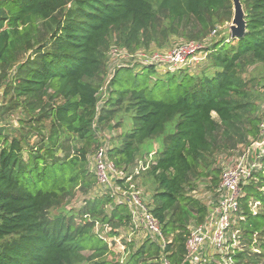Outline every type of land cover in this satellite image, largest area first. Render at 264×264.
I'll list each match as a JSON object with an SVG mask.
<instances>
[{"label": "trees", "instance_id": "16d2710c", "mask_svg": "<svg viewBox=\"0 0 264 264\" xmlns=\"http://www.w3.org/2000/svg\"><path fill=\"white\" fill-rule=\"evenodd\" d=\"M241 3L244 36L211 39L231 22L232 0H0V92L14 101L0 104V264H160V247L147 237L124 261L106 258L110 248L95 222L108 225L106 237L114 238L130 214L110 194L91 196L90 157L104 139L123 172L153 152H143L145 142L159 144L139 178L153 185L151 212L170 238L167 257L184 259L190 226L207 213L185 193L193 190L196 168L257 139L262 122L244 74L264 66V0ZM173 38L204 43L200 74L183 71L149 84L155 66L137 64L109 75L112 46L134 52ZM12 106L26 126L3 122ZM123 118L128 127L102 136ZM259 165L264 170V157ZM256 176L261 182L251 178L240 198L235 264H264V172ZM77 194L82 204L67 210ZM258 200L262 211L253 213Z\"/></svg>", "mask_w": 264, "mask_h": 264}, {"label": "built area", "instance_id": "2783aa9c", "mask_svg": "<svg viewBox=\"0 0 264 264\" xmlns=\"http://www.w3.org/2000/svg\"><path fill=\"white\" fill-rule=\"evenodd\" d=\"M203 42H184L173 51L168 61L174 64L184 65L189 59L202 60L206 58L204 52L196 57L194 52H203ZM157 53V54H156ZM201 54V53H200ZM139 64H152L154 61H164V57L155 51L147 57L141 53ZM109 143L104 139L90 157L92 170L96 178L95 195L110 194L118 202L126 204L130 223L124 229L128 236H135L139 229L144 235L160 247L158 261L160 264H233L234 249L239 246L242 233L239 220L241 216L240 198L243 195V186L252 178V172L256 170L259 161L264 157V120L259 127L257 139L252 140L247 150L243 152L238 161L223 170L216 187L215 200L207 204V213L200 223L192 224L186 237V253L181 262H173L167 257L165 248L170 242L163 234L161 224L151 212L150 204L144 200L143 191L139 188L137 178L141 172L148 168L152 162L151 152L147 157L137 159L133 168L127 172L117 169L108 155ZM121 180L122 184H118ZM247 182V183H248ZM100 193V194H97ZM257 202H252L256 206ZM103 227L109 231L108 225L95 222L94 231L98 234V228ZM101 238L107 241L105 235ZM217 257H211L212 255ZM220 258V260L218 259Z\"/></svg>", "mask_w": 264, "mask_h": 264}, {"label": "rangeland", "instance_id": "374dc122", "mask_svg": "<svg viewBox=\"0 0 264 264\" xmlns=\"http://www.w3.org/2000/svg\"><path fill=\"white\" fill-rule=\"evenodd\" d=\"M229 24H224L218 28L217 31L211 33V39L217 38L219 39L222 35L229 33ZM182 39H171L170 42L167 43V45L156 48L153 45L149 48H139L136 49L134 52H128L125 49H122L118 46H112L110 48L109 58H108V73L109 75H112L114 69L118 66H126L129 65L131 67L136 66L140 62V54L143 53L147 57L152 55L153 53L158 52L161 56H163L165 59L164 61H154L152 64L156 68V75H152L149 79H146L149 84H151L154 80V78H163L165 76H168V74H179L183 71H187L189 73L193 74H200L201 70L206 65V59L198 60V59H192L190 58L188 63L184 65L174 64L168 61V58L172 55L171 53L175 51L180 44L183 43L181 41ZM210 42V41H209ZM202 44V43H201ZM204 45V43L202 44ZM201 53V54H200ZM203 52L195 51L194 54L196 57L201 56ZM157 54V53H156ZM144 64V63H142ZM145 65V64H144ZM138 69V68H137ZM244 77L248 80L249 88L247 92L252 95L253 98H255V102L257 104V115L261 119V121L264 120V66L261 64L250 66L247 71L244 74ZM11 94H7L6 96L0 92V104H7L11 107L13 104V100L10 97ZM103 100V99H101ZM9 103V104H8ZM101 103V102H100ZM7 118L3 121L8 126L13 127H21L26 126V123L21 124L19 122V118H23L22 113L20 112L19 107H13L11 111L8 112ZM213 117H216V115L213 113ZM130 121L128 122L127 118L122 119V125L121 127L114 131V132H104L102 136L105 138H109V136L112 135V133L120 132L124 130L126 127L129 126ZM45 130L47 131L48 127V121L44 120L43 122ZM108 136V137H107ZM40 138L39 135H34L33 140H38ZM252 142V141H251ZM250 142V143H251ZM110 143V142H109ZM250 143L246 146H237L234 149H230L226 152H216L212 157L208 158V162L204 165L198 166L196 168V174L195 178L193 179V190H186L185 193L189 194L190 196H193L194 198L199 199L201 202H203L205 205L212 203L215 200L216 197V187L217 184L221 178V174L224 169L227 167L235 164L238 159L241 157L244 151L247 150V147L250 145ZM153 141H149L148 143L145 142L143 145V152L145 151H152L154 150ZM90 168L92 169V164L90 162ZM215 168L217 170V178L216 174L213 172L212 169ZM264 172L263 169H261V165H258L256 168V173L258 172ZM219 172V173H218ZM256 173L252 177V179H255L256 184L258 185L260 181L259 177L256 176ZM149 178V177H148ZM139 180V181H138ZM137 183L139 185V188L143 191L144 194V200H146L150 204V199L152 194L153 185L151 183L150 178L146 179V183H142V178H137ZM250 181V180H249ZM248 182V180H247ZM247 182L245 184H247ZM264 187L261 186L260 189H263ZM100 194V193H97ZM146 195V197H145ZM91 196H95L94 192L91 193ZM83 197L79 194H77L69 204L66 205V209H77L82 204ZM114 202H118L117 199L114 198ZM262 202L258 200L257 203ZM256 203V204H257ZM251 210L253 213L262 211V207L260 205H251ZM56 210L52 211V214H55ZM253 219L259 220L256 216L253 217ZM123 229H120L119 236H116L114 238H107V242L109 245V252L106 254L107 259L112 260H119L120 262L124 261L130 252L135 250L144 240H146V236L144 235V231L142 229H139L137 234L135 236H128V233ZM98 234L101 236H106L107 231L104 230L103 227L98 228ZM172 237V235H170ZM260 237V234L255 237L256 240H258ZM254 239V240H255ZM253 240V241H254ZM127 242V244H125ZM255 242V241H254ZM242 244V241H241ZM241 246V245H240ZM240 246H238L236 249H234V253H238L240 251ZM85 255L90 254V251L85 250L83 251ZM217 257V255H212L211 257ZM220 260V258L218 257ZM224 264V263H222ZM233 264H235L233 262Z\"/></svg>", "mask_w": 264, "mask_h": 264}, {"label": "water", "instance_id": "95a60500", "mask_svg": "<svg viewBox=\"0 0 264 264\" xmlns=\"http://www.w3.org/2000/svg\"><path fill=\"white\" fill-rule=\"evenodd\" d=\"M233 17L229 24V34L233 38L242 37L245 34V13L241 0H232Z\"/></svg>", "mask_w": 264, "mask_h": 264}, {"label": "crops", "instance_id": "0c3cea01", "mask_svg": "<svg viewBox=\"0 0 264 264\" xmlns=\"http://www.w3.org/2000/svg\"><path fill=\"white\" fill-rule=\"evenodd\" d=\"M153 145H156V146H157V147L154 146V150H153V152H154V151H156V149H158L159 144H158L157 142L153 141ZM138 181H139V180H138ZM150 195H151V194H150ZM145 197H146V195H145Z\"/></svg>", "mask_w": 264, "mask_h": 264}]
</instances>
